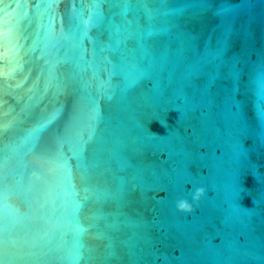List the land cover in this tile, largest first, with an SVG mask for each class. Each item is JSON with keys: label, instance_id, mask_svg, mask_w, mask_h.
Wrapping results in <instances>:
<instances>
[{"label": "water", "instance_id": "95a60500", "mask_svg": "<svg viewBox=\"0 0 264 264\" xmlns=\"http://www.w3.org/2000/svg\"><path fill=\"white\" fill-rule=\"evenodd\" d=\"M90 2L0 3V114L8 112L0 120L23 117L0 130V159L9 157L0 224L36 254L12 264H75L67 256L76 243L74 196L40 155L56 154L57 133L73 165V145L92 136L106 170L100 186L111 193L81 218L91 222L89 212L102 209L116 255L103 258L108 240L92 229L79 264H264V124L249 83L264 60V0H214L211 8L204 0H133L126 12L122 0H101L103 19L85 35L71 7ZM5 65L15 71L5 76ZM52 114L39 143L20 144Z\"/></svg>", "mask_w": 264, "mask_h": 264}, {"label": "snow or ice", "instance_id": "6c2138e0", "mask_svg": "<svg viewBox=\"0 0 264 264\" xmlns=\"http://www.w3.org/2000/svg\"><path fill=\"white\" fill-rule=\"evenodd\" d=\"M3 0H0L2 3ZM123 10L126 12L133 5V0H122ZM204 3L209 7H214V0H204ZM53 5L49 3L47 7H52ZM145 11L148 13L149 18H151L152 10L147 7V4L143 5ZM7 7V5H4ZM19 7V5H18ZM37 8L40 5H36ZM87 7L89 14L85 16L84 8ZM232 10V6H220L216 9L217 14L223 15ZM71 13L73 17H79L81 25H83V32L87 35L88 26L94 25L97 21L103 19V8L101 0H91L87 5L81 4L80 8H77L75 3L72 4ZM80 27V25H77ZM118 30V29H117ZM13 29L11 27L5 30V38L8 39L12 35ZM147 35H152V30L149 29ZM97 38H94L96 40ZM10 42V40H9ZM16 46L13 45V48ZM10 51V50H6ZM15 59V56H13ZM8 68V65L4 66ZM15 67H22L20 62L17 60ZM15 67L8 68V71H5L3 74L5 76L10 75L15 71ZM241 71L234 70L232 72V77L236 82L237 93H240L241 90ZM27 79V77H25ZM23 83V81H21ZM249 83L254 85L255 92V106L257 115L260 118L262 124H264V60L253 69ZM11 87V85H9ZM15 87H20V84L15 85ZM234 106L236 109V119L238 125L246 131L248 128L247 120L243 112V101L241 99H236L234 101ZM27 107L21 109V112H26ZM11 111V109H9ZM0 115L7 116L8 112H4ZM54 118V114L48 118H42L41 121L35 123L31 128H28L24 131L22 136L18 137V140L21 145L32 142L33 144L39 143L41 129L45 128V125L49 124L51 119ZM23 117L20 114L14 116L11 120L3 121L0 120V130L7 131L9 128L14 125L22 122ZM93 140L92 136L89 135L85 138L83 135H80L79 140L72 147V156L75 157V165L71 163V158L68 157L63 151L64 143L68 142L66 137L60 133L56 134L57 141V151L54 156L47 155L45 156L43 152L40 154L41 158L47 159L49 163L55 165L58 176L60 179V184L63 189L70 188L74 199H73V208H72V223L73 230L76 234V243L74 247L69 251L68 258L79 264V261L84 258V250L88 248L91 252V248L87 245L84 237L89 234L90 230L95 229V235L98 238H106L108 244L104 246L105 253L103 258L108 259L116 255L115 251H108L114 249V238L109 235L107 229L113 227L114 225L107 221V216L103 213L102 209L94 208L89 212V217L91 222H85L81 218V213L84 209L89 208L90 205L98 204L103 200L107 199L111 193L106 189L101 188V177L105 175L106 170H101L100 167V158L99 152L96 148L89 147L90 142ZM8 147V145H5ZM32 151V149H29ZM47 151V150H44ZM9 157L4 156L0 159V183L3 184V193L6 197L8 191V176L9 172L7 169ZM79 181V185L77 183ZM259 181L261 184V190L264 191V173L260 174ZM238 189L241 191L240 180L238 179ZM48 200L45 199L44 203L39 205L38 211L44 208V205L47 204ZM103 218L105 220V225L101 226L99 220ZM34 247V245H33ZM34 252H24L22 247L18 245V242L15 238L11 237L7 224H0V264H12L14 260L23 259L27 256H35ZM91 259V255L88 257Z\"/></svg>", "mask_w": 264, "mask_h": 264}, {"label": "clouds", "instance_id": "9594fccd", "mask_svg": "<svg viewBox=\"0 0 264 264\" xmlns=\"http://www.w3.org/2000/svg\"><path fill=\"white\" fill-rule=\"evenodd\" d=\"M181 207H187V205L184 203H181Z\"/></svg>", "mask_w": 264, "mask_h": 264}]
</instances>
